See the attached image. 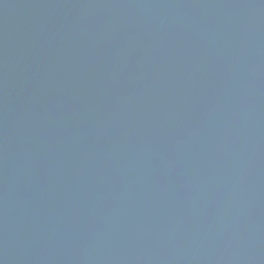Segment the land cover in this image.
<instances>
[{"label":"water","instance_id":"obj_1","mask_svg":"<svg viewBox=\"0 0 264 264\" xmlns=\"http://www.w3.org/2000/svg\"><path fill=\"white\" fill-rule=\"evenodd\" d=\"M0 264H264V0H0Z\"/></svg>","mask_w":264,"mask_h":264}]
</instances>
